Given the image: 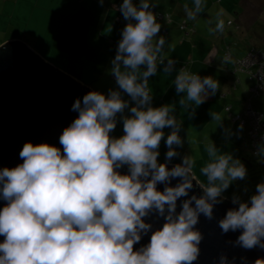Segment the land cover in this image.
<instances>
[{
  "label": "clouds",
  "instance_id": "obj_1",
  "mask_svg": "<svg viewBox=\"0 0 264 264\" xmlns=\"http://www.w3.org/2000/svg\"><path fill=\"white\" fill-rule=\"evenodd\" d=\"M201 3L195 0L196 13L201 12ZM119 11L129 23L122 30L111 72L119 89L135 102L130 115L122 116L123 135H111L117 114L129 107L120 91L107 96L90 91L72 105L78 116L59 137L62 150L48 143L24 144L19 153L23 163L0 170V198L7 202L0 208V236L4 237L0 264H193L202 239L194 227L199 216L211 218L217 197L246 175L239 160L217 155L209 144L213 159L201 168L209 186L204 187V196L185 200L176 213L177 199L187 196L193 186L188 178L193 161L184 157L171 169L157 161L163 129H172L166 140L168 160L177 155L173 145L182 144L180 125L169 115L173 107L151 106L148 78L157 72L158 54L165 43L163 37L156 40L161 25L148 0H140L139 6L122 0ZM222 16L221 10L216 23L221 32ZM187 17L196 18L193 12H187ZM173 63L169 59L166 73ZM141 66L146 70L141 72ZM175 87L177 93L186 94L179 104L187 107L204 103L206 90L215 95L219 84L182 68ZM211 115L214 121L221 120L220 114ZM124 165L127 174L118 171ZM176 177L182 178L177 186L157 190L158 183ZM233 203L238 208L228 210L219 227L224 233L241 230L236 243L245 249L264 248V183L256 185L249 201L234 198ZM153 209L165 222L152 232L146 246L134 250L141 234L151 229L143 218ZM221 264H227L226 258H221Z\"/></svg>",
  "mask_w": 264,
  "mask_h": 264
},
{
  "label": "crops",
  "instance_id": "obj_2",
  "mask_svg": "<svg viewBox=\"0 0 264 264\" xmlns=\"http://www.w3.org/2000/svg\"><path fill=\"white\" fill-rule=\"evenodd\" d=\"M121 3L122 0H103V3L101 0H0V31L4 34L0 39V46L10 41L20 42L40 60L79 82L89 91H98L107 96L108 88L104 83L114 81L115 77L111 72L112 60L122 39V30L129 23L119 11ZM133 3L139 6L140 0H133ZM148 3L161 25L156 40L163 37L165 41L159 55L163 56L167 51L172 53L177 48H182L186 43L185 36L192 42L198 40V46L207 43V38L203 40L202 37L195 35V30L192 28V24L198 23L206 15L195 12V0L192 2L191 0H148ZM219 4L221 5L219 8L214 11L209 10L212 12L209 17H217L222 5L227 6L229 2L220 0ZM209 5L214 8V5ZM187 12H193L196 18L188 19ZM228 22L226 25L231 27L232 22L231 25H228ZM183 23L187 26L185 31L179 28ZM227 31L228 28H224L223 33ZM219 33L220 31H216L215 34ZM216 48L215 44L208 43V46L206 44L201 46L199 52L208 57ZM216 55L222 56L221 53ZM189 64L191 61L182 65H186L188 69ZM174 65L175 63L171 71L175 79L182 65L180 69L174 68ZM207 93L205 103L220 104L210 91ZM180 118L176 120L178 124ZM169 130L172 131L171 128ZM198 139L203 144V150L199 151L195 148L186 150L185 156L193 161L190 174L204 189L205 185L200 179L199 172L213 159L207 151L209 144L214 146L217 155H230L233 160H238L241 149L233 136L211 140L201 134L195 138L196 141ZM195 144L193 143L192 146Z\"/></svg>",
  "mask_w": 264,
  "mask_h": 264
},
{
  "label": "rangeland",
  "instance_id": "obj_3",
  "mask_svg": "<svg viewBox=\"0 0 264 264\" xmlns=\"http://www.w3.org/2000/svg\"><path fill=\"white\" fill-rule=\"evenodd\" d=\"M219 2L220 0L203 1L200 13L206 15L198 23L192 24L195 35L202 37L203 40L205 37L207 38V43L201 44V46L205 44L208 46V43H213L217 46L216 50L211 51L208 57L204 56L199 52L201 46H198V40L192 42L189 37L185 36L184 42L186 43L182 48H177L172 53L167 51L163 56L158 54L157 72L148 78V88L152 96L151 106H172L174 110L169 115L174 116L176 120L181 117L178 135L182 140V144L173 145L177 155L171 160L167 159L169 148L166 145V140L171 132L166 127L163 129L164 137L158 148L157 161L168 165L181 164L183 158L186 157V150L193 148L199 151L203 150L202 142L199 139L195 140L201 134L211 140H221L233 136L240 146L241 155L238 160L244 165L246 175L243 179L232 181L219 197L230 202H233L234 198H238L240 202H246L255 194L256 185L264 183V149H262V144H258L261 149L260 153L258 155L253 154L247 140V127L234 121L233 116L242 114L248 102L256 110H264V91H261L258 96H253L254 80L245 72H233L227 68L224 59L227 53L234 61L244 58L252 50L264 52V0H258L257 2L256 0H228L229 4L227 6L223 4L221 8L223 11L222 19H224L225 28H228V31L225 34L223 33L224 30L220 31L219 34H215L217 31V17H209L212 13L209 10L214 11L219 8L221 6ZM209 4L214 5V8H211ZM227 21L232 22L233 25L231 27L227 26ZM2 32L0 31V39L4 37ZM184 34L187 35L188 33L184 32ZM216 53H221L222 56L218 57ZM169 59L175 63L174 68L177 67V69H180L182 64L191 61V64L188 65L190 71L199 75L201 79L211 77L216 80L219 88L214 96L220 104L204 102L199 106L194 103L187 107L181 106L179 100L186 94L176 92L172 71L165 72ZM144 70L146 68L141 66V72ZM112 82L104 83L108 88V94L110 91H120L122 99L127 101L129 105L128 108H125L123 114H117L116 128L111 135L118 138L123 135L122 116L130 115L129 108L135 106V102L119 89L116 78ZM206 91L211 92L210 89ZM227 106H230V114L225 111ZM213 112L221 115L220 121L213 120L211 115ZM193 143H196L195 146H192ZM199 175H201L200 179L205 187L209 186L207 177L201 171Z\"/></svg>",
  "mask_w": 264,
  "mask_h": 264
},
{
  "label": "water",
  "instance_id": "obj_4",
  "mask_svg": "<svg viewBox=\"0 0 264 264\" xmlns=\"http://www.w3.org/2000/svg\"><path fill=\"white\" fill-rule=\"evenodd\" d=\"M90 92L85 86L71 79L47 62L40 60L30 49L20 42L10 41L0 46V170L14 168L23 163L19 156L26 142L32 144L48 143L61 148L59 137L65 127L78 116L72 110L73 103ZM168 169L173 165L166 164ZM118 171L128 173L124 165ZM192 188L188 195L177 199L178 214L183 202L192 196H204V189L189 173ZM182 178H170V182L158 183L157 190L163 191L166 186L175 187ZM2 187V186H0ZM2 195V194H0ZM213 204L212 217L201 214L194 226L202 236L199 244V255L193 264H221L226 258L227 264H255L264 260V248L259 246L245 249L236 241L241 230L224 233L219 227L227 211L238 208L221 197ZM7 202L0 198V208ZM195 207V202H192ZM167 215V207L165 210ZM151 229L141 234V240L134 245V250L150 242L152 232L161 228L165 222L157 210H150L144 218ZM4 237L0 236V242Z\"/></svg>",
  "mask_w": 264,
  "mask_h": 264
},
{
  "label": "built area",
  "instance_id": "obj_5",
  "mask_svg": "<svg viewBox=\"0 0 264 264\" xmlns=\"http://www.w3.org/2000/svg\"><path fill=\"white\" fill-rule=\"evenodd\" d=\"M227 24L231 25L229 22ZM186 27L185 23L179 25L183 31ZM190 30L193 32V29ZM224 62L226 67L233 72H245L250 75L255 82L252 88L253 96H258L261 91H264V52L252 50L244 58L234 61L227 53ZM182 68L186 69V65H182ZM225 111L230 114V107H225ZM233 120L247 127V140L253 154L258 155L261 150L258 144H262V149H264V110H256L248 102L242 114L233 116Z\"/></svg>",
  "mask_w": 264,
  "mask_h": 264
}]
</instances>
